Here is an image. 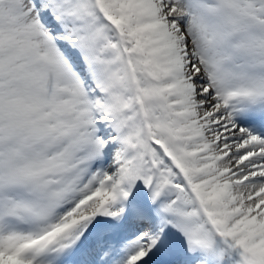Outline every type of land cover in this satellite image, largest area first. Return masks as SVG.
<instances>
[{
    "label": "snow or ice",
    "instance_id": "1",
    "mask_svg": "<svg viewBox=\"0 0 264 264\" xmlns=\"http://www.w3.org/2000/svg\"><path fill=\"white\" fill-rule=\"evenodd\" d=\"M0 264H264V0H0Z\"/></svg>",
    "mask_w": 264,
    "mask_h": 264
}]
</instances>
